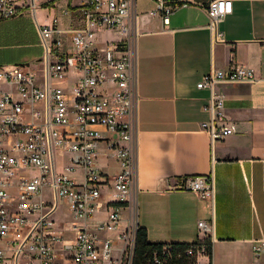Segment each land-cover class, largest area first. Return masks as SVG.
<instances>
[{
    "label": "built area",
    "instance_id": "obj_1",
    "mask_svg": "<svg viewBox=\"0 0 264 264\" xmlns=\"http://www.w3.org/2000/svg\"><path fill=\"white\" fill-rule=\"evenodd\" d=\"M57 1L0 0V21L29 11L42 49L33 65L0 67V264H133L138 228L136 0H68L50 23L40 24L36 12L50 14ZM153 3L148 14L163 26L188 5L174 0ZM204 10L208 28L216 30L231 13V0H209ZM59 17L66 18L65 24L60 25ZM221 37L217 32L215 38ZM254 80L252 70L234 65L204 74L196 88ZM222 107L213 94L202 107L210 118L200 129L211 144L234 132ZM102 131L110 137L104 139ZM102 140L118 167L111 176L96 166ZM56 152L69 156L64 171L72 176L57 172ZM171 189L192 192L199 199L214 197L211 174L178 179ZM60 200L73 219L66 227L50 218ZM124 209L129 211L127 226L115 238L98 237L119 228ZM102 210L104 218L91 221ZM197 229V244L183 257L194 258L193 264H211V224L198 221ZM65 232L71 236L64 237ZM251 250L258 257L264 243L253 244Z\"/></svg>",
    "mask_w": 264,
    "mask_h": 264
},
{
    "label": "crops",
    "instance_id": "obj_2",
    "mask_svg": "<svg viewBox=\"0 0 264 264\" xmlns=\"http://www.w3.org/2000/svg\"><path fill=\"white\" fill-rule=\"evenodd\" d=\"M174 1L188 5L163 26L148 14L153 0H136L134 197L136 206L138 198L142 202L137 224L149 242L189 243L199 239L197 222L204 221L212 227L211 264H264V252L255 257L251 250L253 244L264 243V0H231V13L216 30L207 26L204 5L209 0ZM67 2L58 0L50 14L37 11L43 13L39 23H50ZM33 32L31 43L23 44L36 48L33 60L21 63L0 54V67L30 66L41 58L34 26ZM217 32L221 39L215 38ZM11 34L15 31L0 26V48ZM234 65L252 70L255 80L218 83L211 90L196 88L204 74ZM211 94L222 100L223 118L234 129L214 144L200 129V123L210 118L202 107ZM101 136L106 139L110 134L102 131ZM105 142L98 145L96 166L111 176L118 167ZM207 174L213 177L212 200L171 189L178 179ZM104 216L102 210L91 221ZM128 216L129 211L122 210L112 238L127 226Z\"/></svg>",
    "mask_w": 264,
    "mask_h": 264
},
{
    "label": "rangeland",
    "instance_id": "obj_3",
    "mask_svg": "<svg viewBox=\"0 0 264 264\" xmlns=\"http://www.w3.org/2000/svg\"><path fill=\"white\" fill-rule=\"evenodd\" d=\"M77 0H74L76 2ZM43 13L38 12L36 13V18L38 22H43ZM65 20L61 18L59 20L60 25L65 24ZM1 27L6 28L8 30H12V32L15 31V34H11V36H6L3 38L2 41V48H0V54L3 55H9L12 57L16 62H21L22 61H27L28 63L31 62L32 55L36 52V48L33 46H25L23 44L30 42L32 38L34 37V32H33V17L27 10L26 13L11 18L4 20L1 25ZM66 26V25H65ZM102 36V35H101ZM108 35L105 34L104 37H107ZM34 62V61H33ZM55 157L57 160V172L60 174H64L66 176H72V174H69L64 171V166L66 165L67 160L69 159L68 155H61L60 153L56 152ZM22 174H25V171L21 172ZM31 173H34L33 171ZM81 172L77 171L75 174L76 179H79ZM137 219L139 213L142 215V202L140 201V198L137 199ZM54 220L55 225H61L65 224L68 221L72 220L68 210L64 207V201L60 200L59 201V208L56 210L55 213L51 215V217ZM161 231V230H160ZM71 234L69 232L65 233V237H69ZM112 232H107L106 234L103 235L104 238H112L113 237ZM98 237H101L100 234H97Z\"/></svg>",
    "mask_w": 264,
    "mask_h": 264
},
{
    "label": "trees",
    "instance_id": "obj_4",
    "mask_svg": "<svg viewBox=\"0 0 264 264\" xmlns=\"http://www.w3.org/2000/svg\"><path fill=\"white\" fill-rule=\"evenodd\" d=\"M207 243V238L203 239ZM197 244V240L189 243L179 242H149L146 238V232L142 227L137 228L135 250L133 264H174L175 262H184L193 264L194 258L185 259L184 253L188 247H193ZM168 246V250H164V246ZM180 255L178 260L176 257Z\"/></svg>",
    "mask_w": 264,
    "mask_h": 264
}]
</instances>
